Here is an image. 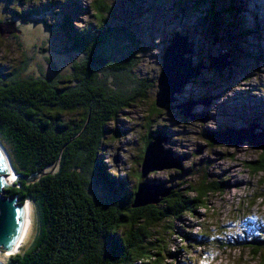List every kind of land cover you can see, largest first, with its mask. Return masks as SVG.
Here are the masks:
<instances>
[{"label":"rangeland","instance_id":"rangeland-1","mask_svg":"<svg viewBox=\"0 0 264 264\" xmlns=\"http://www.w3.org/2000/svg\"><path fill=\"white\" fill-rule=\"evenodd\" d=\"M95 1L0 0L1 21H15L13 11L18 6L26 12L30 8L40 12L29 23L20 22L21 33L0 35V71H11L30 56L26 70L50 73L51 64L45 59L48 56L64 73L68 72L78 58L74 53H65L70 38L84 26L97 31L100 21L95 15ZM106 1L113 8V13L107 14L109 22L126 26L141 41L144 53L135 72L154 80L155 87L108 124L102 146L105 169L116 176L114 180H125L129 190L141 182L157 185L153 190L160 191L176 189L179 183H183L181 188L195 186L206 173L210 180L222 181L223 187L209 194L206 206L173 221L177 233L159 229L174 255V260L167 256L165 264H264V250L255 257L252 247L234 243L240 236L264 237V174L254 175L249 167L263 150L249 139L219 144L207 137L208 132L255 133L264 141V0H237L235 6L241 11L229 15L224 22H229L227 25L222 21L216 36L196 28L198 7L189 5L193 0H159L155 6L146 0ZM228 1L217 0V4L222 9ZM61 19L72 26L63 30ZM242 27L248 31L241 32ZM176 30L188 35L192 51L186 57L193 66L204 63L206 67L173 95L174 101L159 108L157 81L163 55ZM217 60L222 70L211 68ZM182 104L198 119L185 117L179 108ZM150 134L158 136L164 150L172 152L166 162H176L180 167L151 169L142 178L143 151ZM17 176L14 175L15 182ZM29 205L32 222L20 248L12 252L0 248V261L6 264L34 233L33 207Z\"/></svg>","mask_w":264,"mask_h":264},{"label":"trees","instance_id":"trees-1","mask_svg":"<svg viewBox=\"0 0 264 264\" xmlns=\"http://www.w3.org/2000/svg\"><path fill=\"white\" fill-rule=\"evenodd\" d=\"M235 2L221 9L217 0L191 1L198 7L196 28L218 35L222 21L241 11ZM20 7L13 11L18 34L20 22L40 13ZM94 9L97 31L84 26L70 38L65 53L78 58L68 72L48 56L50 73L26 70L30 56L11 71H0V143L19 176L4 193L18 196L21 204L30 201L35 226L28 244L7 264H165L174 255L159 229L177 233L173 221L206 206L209 194L223 187L206 173L195 186L179 183L159 203L136 207L139 184L129 190L125 180L109 175L102 160L108 124L146 98L155 81L135 72L144 53L135 33L109 22L113 8L106 0H96ZM61 23L63 30L72 26L65 19ZM155 136L146 138L143 153ZM249 167L254 175L264 174V151ZM235 241L252 247L255 257L264 250V237Z\"/></svg>","mask_w":264,"mask_h":264},{"label":"water","instance_id":"water-1","mask_svg":"<svg viewBox=\"0 0 264 264\" xmlns=\"http://www.w3.org/2000/svg\"><path fill=\"white\" fill-rule=\"evenodd\" d=\"M16 25V21L0 20V35L9 36L10 34L20 32V30L16 28ZM190 47L188 35H183L176 30L174 37L171 39L170 44L166 47L163 55L162 70L157 81L158 92L156 94V105L159 108H164L170 102L174 101L175 97L173 95L180 91L182 86L185 85L191 78L198 76L202 68L206 67L204 63L193 66L191 59L186 57V53L191 50ZM220 62L222 63V59ZM217 63H219L218 60L211 63V68H219V70H222L220 66H217ZM182 107L185 108V104L180 105L179 108ZM183 108L181 113L184 114V116L193 120L198 119L196 115ZM202 120L204 121L205 119ZM160 133V136L162 137L164 133L162 131H160L159 134ZM253 135H230L219 132L218 134H214L208 132L207 137L211 140V142L219 144L242 143L245 142L246 139H249L253 146L264 151V141L259 138L261 135L257 136L255 133H253ZM171 154V151L164 150L160 138L155 136V138L146 147L141 177L144 178L151 169L172 166L180 167V165L176 164V162L174 164L172 162H166L165 158H171ZM8 161L11 163L6 149L0 143V248L5 250L12 249L19 240L25 222L24 206L27 203H30V201L27 200L24 204H21L18 196L8 197L5 195L4 189L10 185H14L15 183L14 180L10 182V177L8 176L10 175ZM13 172H15L14 168ZM17 178L19 179V176H17ZM27 179L32 180L34 178L30 177ZM157 187V185L153 187L147 184V182L139 183L134 206L138 207L148 204H157L161 200V197L168 196L171 192L170 189L165 190L163 188L161 191L153 190V188ZM0 264L6 263L0 261Z\"/></svg>","mask_w":264,"mask_h":264},{"label":"bare ground","instance_id":"bare-ground-1","mask_svg":"<svg viewBox=\"0 0 264 264\" xmlns=\"http://www.w3.org/2000/svg\"><path fill=\"white\" fill-rule=\"evenodd\" d=\"M8 165H9L10 174H12L11 176L10 175H8V176L10 177V182H12L15 173L13 172V168H12L11 163L9 161H8ZM24 209H25L24 228H23V231L21 233V236H20L19 240L17 241L16 245L12 249H10L11 252L12 251H17L20 248V246L22 245V243H23L26 235L29 232L30 226H31V222H32V218H31V206L29 205V203H27L24 206Z\"/></svg>","mask_w":264,"mask_h":264},{"label":"clouds","instance_id":"clouds-1","mask_svg":"<svg viewBox=\"0 0 264 264\" xmlns=\"http://www.w3.org/2000/svg\"><path fill=\"white\" fill-rule=\"evenodd\" d=\"M16 175V174H15Z\"/></svg>","mask_w":264,"mask_h":264}]
</instances>
